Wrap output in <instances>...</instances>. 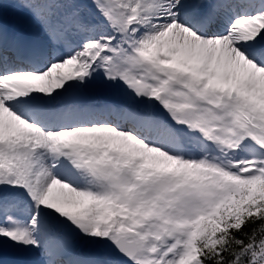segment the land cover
<instances>
[{"label":"snow or ice","instance_id":"obj_1","mask_svg":"<svg viewBox=\"0 0 264 264\" xmlns=\"http://www.w3.org/2000/svg\"><path fill=\"white\" fill-rule=\"evenodd\" d=\"M13 3L0 264H264V0Z\"/></svg>","mask_w":264,"mask_h":264},{"label":"bare ground","instance_id":"obj_2","mask_svg":"<svg viewBox=\"0 0 264 264\" xmlns=\"http://www.w3.org/2000/svg\"><path fill=\"white\" fill-rule=\"evenodd\" d=\"M23 14H19L17 18L6 17L5 21L8 23V31L10 32V37L18 36L25 40L40 39L33 36V33L39 34L43 37L38 25L31 19L30 15L23 9H21ZM13 29L17 31H13ZM88 97L92 98L96 103H103L106 100L112 99V97L106 95L103 91L96 88L95 86L90 87L85 91ZM5 257L9 261H14L18 259H27L26 257H20L12 248H8L4 251Z\"/></svg>","mask_w":264,"mask_h":264},{"label":"rangeland","instance_id":"obj_3","mask_svg":"<svg viewBox=\"0 0 264 264\" xmlns=\"http://www.w3.org/2000/svg\"><path fill=\"white\" fill-rule=\"evenodd\" d=\"M86 3L91 4V0H85ZM6 3V7H4L2 10H0V24L3 25L5 31H8V23L5 21L6 17L9 18H17L18 15L23 14V12L21 11V8H18L14 5L13 0H5ZM13 31H17L16 29ZM8 35H10V32H7ZM34 37L40 38L42 39L43 37L40 36L39 34L33 33ZM75 99H77L79 102H84L86 101V103H95L92 98L88 97V95L86 94V92H82V93H77L75 94Z\"/></svg>","mask_w":264,"mask_h":264}]
</instances>
